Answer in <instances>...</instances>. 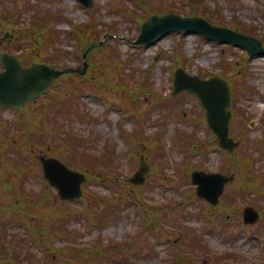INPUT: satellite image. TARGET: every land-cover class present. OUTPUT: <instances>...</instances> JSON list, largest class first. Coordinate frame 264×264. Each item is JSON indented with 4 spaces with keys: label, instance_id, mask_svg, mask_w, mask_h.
<instances>
[{
    "label": "rangeland",
    "instance_id": "374dc122",
    "mask_svg": "<svg viewBox=\"0 0 264 264\" xmlns=\"http://www.w3.org/2000/svg\"><path fill=\"white\" fill-rule=\"evenodd\" d=\"M17 2H6L0 0V17L1 12H12L16 18H10L11 21L18 19L21 23L14 27L11 22L4 18L3 26L6 30H17L31 25L32 19L37 12L53 10L60 13L59 17H63L56 22V30L60 32V41L56 47V52L62 53V63L71 67L82 65L79 55L75 52V44L67 33L72 28V23H84L90 19L91 14L88 10L96 12L97 21L102 25H118L122 36L129 39H136L140 32L139 25L133 24L124 18L120 11H124L125 7H136L139 1L145 0H95V5L91 9L85 8L78 0H16ZM159 2L161 0H152ZM169 7L175 5L177 9H183L186 14L190 11L192 0H163ZM150 2V1H147ZM35 5V9L30 11L29 4ZM205 7L207 12L217 13L225 25L234 28L235 23H242L248 29H253L256 36L264 40V0H206ZM202 8L199 12H202ZM5 31V29H4ZM0 29V37L4 34ZM26 36L34 41V35L24 29ZM120 49L124 55L131 56L130 68L127 73L133 74L131 87H136L137 83L143 82V71H146L149 78V91L144 97L139 96L134 99L135 95L130 93L125 98L121 99L118 96L111 94L107 90H100L98 93H89L81 98L77 105L79 112L85 114V121L81 122L76 116L70 117L66 121L68 130L66 134L56 136L53 130V124L44 125L43 128L52 132L49 136L47 145H51L53 149L59 145L60 149L66 150L68 143H73L74 139L70 138L69 130H72L77 137L84 139V147L87 151L80 150V153H89L90 156H100L104 153L110 154L116 149L115 169L108 176L115 177L121 175V180L129 177L137 168L139 159L133 151V137L136 135L139 138L145 137L151 139L159 133L162 138V144L165 147L164 156L157 158L156 161H164V168L161 174L150 176L148 184L143 187H148L150 190L143 192L142 199L149 206L166 207L169 214L170 223L165 224L160 228H149L150 224L145 222V213L137 205L133 199L130 204H123L119 210L118 218L105 226L102 230L96 229L88 224V220L83 213L86 205L83 202H70L68 206L62 204H53L56 199L57 192L51 190L49 196L50 204L40 210L41 216L51 215L55 211L69 210L78 211V215L70 217L67 222L69 230L76 234L71 241L62 242L51 240L50 238H40L32 231V227L27 220L29 214L37 215V209L34 206L24 203L22 198L37 197L45 195L46 182L42 176H35L29 179L22 186H17V174L12 175V186L16 188L17 194H11V201L15 198L20 199L23 203L25 212L17 213L15 219L20 221L11 223L12 241L18 244L20 241L26 243L19 248L23 255L31 253L36 258H40L50 251V258L43 261V264H50L52 255L55 254V249L63 245H73L78 250H85L90 253V259L84 264H126L127 259H130V264H176L177 259L172 253L171 247L180 234H183V241L188 242L190 238L199 235L210 246L211 256L213 252L216 255L235 254L236 259L234 264H264V235L263 229L252 230L248 227V231L243 229L240 223L234 222L228 226H222L219 220L211 221L210 213L205 210V207L200 202H186L185 209L182 207L178 210L177 205L184 198H187V190L190 188V181L185 178L188 175V169L196 167L198 163H203L204 158H199L193 153L189 157L187 153L180 147L183 141V136L189 135L187 140L191 147L194 144L201 145L207 143L210 139L208 127L201 121V106L199 101L192 96L180 95L176 96L173 104L180 107L169 108L164 99H167L173 91V77L176 65L182 64L189 72L199 73L205 76L214 75L221 71L235 77L237 84V94L234 101L235 120L233 123L234 134H240L243 137L244 145L240 153L243 158H247L248 154H252L257 162L255 175L249 179V186L254 187L261 192H264V56H254L248 58L246 52L237 47L227 48L226 45H221L215 42L208 41L200 35L170 33L158 42L148 47L134 48L130 46L125 39H121ZM176 43L181 44V51L175 52ZM26 44L24 47H28ZM11 47V45H7ZM45 47L42 46L41 49ZM19 48H12L13 52L18 53ZM35 50H38L34 46ZM176 56V57H175ZM175 57V58H173ZM193 59V64H189L186 60ZM238 62V69H234L232 63ZM176 64V65H175ZM133 110L128 108V104ZM138 102V103H137ZM42 103H37V106ZM36 105V103L34 104ZM169 108V109H168ZM34 109H36L34 107ZM33 109V110H34ZM130 109V110H128ZM145 111L152 113L151 119L143 123L139 128L136 126L138 122V114ZM31 113V112H30ZM29 113V114H30ZM18 113L5 110L0 112V121L8 120L10 127L14 128L12 122L15 121ZM69 117H67L68 119ZM200 121V124H195ZM138 128V130H137ZM16 130L13 131V134ZM2 137L1 149L4 157H0V168L17 169V164L26 168L29 173H33V169L40 170V165L34 158L27 154V159L16 163L17 156L10 149L8 140L12 134L1 130ZM112 147L107 150V145ZM142 143H140L141 146ZM212 144V143H211ZM145 155L151 152L150 145H144ZM147 146V147H146ZM9 149V152L4 153V149ZM45 149L46 145L42 144L37 149L38 151ZM55 153H61L54 150ZM13 152V153H12ZM63 152H67L63 151ZM155 155V152H154ZM80 159V158H79ZM155 160V157H153ZM242 159V158H240ZM243 160V159H242ZM92 157H84L81 164L85 167V171L89 174H96L99 168H90L89 164ZM151 165L150 158H147ZM225 160L222 158V153H214L210 156L204 166L211 169H218V166ZM75 166V165H74ZM193 167V168H194ZM153 178V185L151 180ZM187 179V180H186ZM20 182V181H18ZM86 189L92 195H99L105 200L118 197L120 192L115 189L102 187L96 183H89ZM243 193V195L241 194ZM47 194V193H46ZM123 197V195H122ZM236 205H250L255 199V193L248 194L247 190H239L236 193ZM262 199V198H261ZM256 201V200H255ZM264 208V200L260 202ZM94 211L101 210L105 205L94 207L90 204ZM68 210V211H67ZM222 214L224 212L222 211ZM12 215V214H11ZM143 215V216H142ZM12 219V216L10 217ZM50 218V217H49ZM264 221V217L262 219ZM38 224V222H35ZM37 229V228H36ZM47 229V228H45ZM48 230V229H47ZM187 231V234L184 232ZM34 236V237H33ZM32 237V238H31ZM135 244V247L131 245ZM126 247V249L124 248ZM124 249V251L122 250ZM93 250V251H90ZM94 253H99L95 256ZM111 254V256H110ZM57 256V255H56ZM214 259V256L212 257ZM72 258L63 254L57 256L56 263L62 264ZM214 264V260L209 259L207 255H201L197 258V264ZM17 260L14 264H28V261ZM232 257L219 264H232Z\"/></svg>",
    "mask_w": 264,
    "mask_h": 264
},
{
    "label": "water",
    "instance_id": "95a60500",
    "mask_svg": "<svg viewBox=\"0 0 264 264\" xmlns=\"http://www.w3.org/2000/svg\"><path fill=\"white\" fill-rule=\"evenodd\" d=\"M80 1L87 5H91L93 2L92 0ZM175 30L202 33L210 40L232 43L245 48L250 55L264 54L263 43L258 38L227 27L215 26L199 16L186 17L177 14L152 16L143 24L138 40L132 44L147 45L160 36ZM2 63L5 70L0 72V107L23 108L36 97L46 93L54 80L61 74L76 71L56 70L44 64L23 67L19 59L10 54L2 55ZM174 87L175 94L189 91L199 96L207 108L209 126L218 135L221 146L232 150L236 143L229 137L230 123L233 117L230 110L232 105L230 83L219 77L208 80L201 79L197 75L192 76L183 69H178ZM40 159L44 164L45 176L60 189L62 198L73 199L81 195V184L87 180L85 175L71 171L54 158L41 157ZM142 173L135 175L130 181L140 182L146 171L142 170ZM193 179L200 185L198 194L208 197L212 202L218 201L225 183L232 180V178L220 174L213 175L203 172H195ZM245 216H248V221L258 219V214L250 208L245 210Z\"/></svg>",
    "mask_w": 264,
    "mask_h": 264
},
{
    "label": "trees",
    "instance_id": "16d2710c",
    "mask_svg": "<svg viewBox=\"0 0 264 264\" xmlns=\"http://www.w3.org/2000/svg\"><path fill=\"white\" fill-rule=\"evenodd\" d=\"M143 9H144L143 14H140V13L137 14V13L133 12V15H137L134 19L135 22H142L146 18V12H148V10H150V9L148 6H144ZM47 18L52 19L50 14H48L46 16V19ZM103 32H105L104 29L102 31L97 29L96 22L93 19L90 20L88 23L76 26V28H75L76 37L78 38L79 34H81V36H82L84 49H86L94 41L100 40V37H101ZM47 38L49 39L48 41H50L51 43H54L55 38H56V33L53 30L50 31L47 34ZM109 47H110V45H105L104 47L94 49V52L97 53L96 54V62H95L96 66L95 67L98 71L102 70L103 72H105V67L107 65H111V66H113L114 69H118V70L122 67L123 61H122L121 54L117 51L115 56H113L112 53L115 49L114 48L110 49ZM32 59L36 60L37 56L33 55ZM51 62L53 63L56 61L54 59H52ZM68 76L69 75H67V77ZM76 76H78V75H76ZM102 77L104 78V76H102ZM86 82H87L86 79H82L80 82V85H78L77 83H75V85L77 86L78 90H80V89H83L85 87ZM63 88L65 91L61 92V94H60L61 99L60 100L63 102V104L66 105L67 108H69L70 102L71 103L74 102L75 96L72 95L65 86H63ZM55 92H60V90H54L52 92V94ZM56 98H59V96L48 97V99H56ZM62 110H65V108L63 106H62ZM64 112H66V110Z\"/></svg>",
    "mask_w": 264,
    "mask_h": 264
},
{
    "label": "flooded vegetation",
    "instance_id": "af4514ba",
    "mask_svg": "<svg viewBox=\"0 0 264 264\" xmlns=\"http://www.w3.org/2000/svg\"><path fill=\"white\" fill-rule=\"evenodd\" d=\"M6 225H0V261H4L7 258V251L4 249L3 240L8 238L9 233Z\"/></svg>",
    "mask_w": 264,
    "mask_h": 264
}]
</instances>
